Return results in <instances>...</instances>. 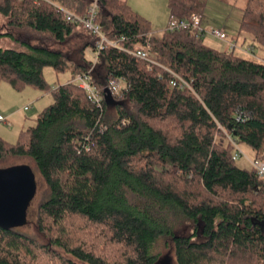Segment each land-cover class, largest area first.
<instances>
[{
	"label": "trees",
	"instance_id": "16d2710c",
	"mask_svg": "<svg viewBox=\"0 0 264 264\" xmlns=\"http://www.w3.org/2000/svg\"><path fill=\"white\" fill-rule=\"evenodd\" d=\"M51 1L81 16L93 2ZM204 2L166 0L169 17ZM0 16V81L53 98L16 141L0 136V168L27 158L47 187L35 235L0 228V264H155L167 236L176 264H264V180L227 138L264 157V60L204 34H154L126 0H97L95 23L118 47L105 43L94 62L85 51L100 38L44 0H0ZM239 30L264 47V0H246ZM45 67L70 79L51 85ZM82 73L100 107L72 82ZM110 80H123L118 94ZM181 225L188 235L173 233Z\"/></svg>",
	"mask_w": 264,
	"mask_h": 264
},
{
	"label": "rangeland",
	"instance_id": "374dc122",
	"mask_svg": "<svg viewBox=\"0 0 264 264\" xmlns=\"http://www.w3.org/2000/svg\"><path fill=\"white\" fill-rule=\"evenodd\" d=\"M165 2L166 0H128V4L130 6L145 14L146 18L151 19V29L155 34L159 33L161 29L156 28L155 26L164 25L165 20L168 18V9L167 4ZM245 2L246 0H205L204 6L201 10V14L203 15L204 23H209V25H211L213 28L220 29L218 28L222 27L220 25L227 24V29L225 30L227 31L228 35H230V37L236 39V44L238 46H241L244 41H246V45H254L258 55L264 52V47L256 43V41L250 34L241 32L239 30L241 11L245 5ZM3 24L4 19L0 16V29L2 28ZM204 42L210 47L216 49L224 48V44L222 41L209 34H206V36H204ZM0 43L9 44V41L4 37L0 39ZM234 52L243 57L261 61L260 58H257L256 56L242 54V52L238 49H235ZM90 53L91 51L87 52V56L89 58L91 57ZM43 75L46 81L51 85L63 84L70 76L69 72L56 73L51 67H45L43 69ZM27 90H30L31 92H37L36 90L38 89L28 87L24 91H16L7 82L0 81V113L3 114L5 118L9 116V112L12 113V116H16L14 118L8 117V122H0V133L8 132V136H6V138L4 139L10 142L16 141L19 130L34 125L35 118L37 117L39 112L45 106L53 102L52 96L50 94L45 95V93L44 95L47 96V100L49 101L40 98L36 100L37 103L34 104L31 102H26L25 97L27 93L25 92H27ZM40 92L43 93L42 91ZM25 106L28 107L27 110H23ZM240 147L248 157H253V152L247 146L240 145ZM19 164H26L31 166L30 168L35 175L36 188L34 197L28 205L25 221L24 223L17 226V228L19 231L25 232L30 235H35L34 222L36 218V209L40 201L44 199L47 187L41 179L40 175L37 173V171H35L33 163L29 159L12 158L9 159L7 162L8 166ZM237 164L240 167H250L249 163L243 158L237 160ZM173 233L176 235L186 236L190 233V230L187 229V227L181 225L175 227L173 229ZM154 251L160 254V257L158 261L155 262V264H176L174 259L172 242L168 236L161 237L157 241L154 247Z\"/></svg>",
	"mask_w": 264,
	"mask_h": 264
},
{
	"label": "built area",
	"instance_id": "2783aa9c",
	"mask_svg": "<svg viewBox=\"0 0 264 264\" xmlns=\"http://www.w3.org/2000/svg\"><path fill=\"white\" fill-rule=\"evenodd\" d=\"M51 4L56 11H60L64 14L66 20L76 22L81 24L84 28L92 32L93 34L97 35L100 39L97 42V49L96 54H98L99 49L103 47L105 43L116 46L118 45L115 42L109 41L100 31L98 25L95 23V18L97 14V0H93L91 5L88 7L85 15H76L69 11L68 9L60 6L59 4L51 1V0H44ZM165 29L169 31H180L184 30L186 32L195 34L196 36L199 35H212L219 40L225 41L227 38L226 33L222 29H217L213 27H204L202 25V16L200 13H194L189 18L181 19L175 16H170L167 22ZM230 48L237 49L241 46H238L236 42H228ZM246 52L250 50V48L242 49ZM134 56L149 60L147 54L143 50L131 51ZM72 82L77 84L81 89H83L86 94L87 98L96 106H101L102 101V94L100 91L91 83L90 76L87 73L77 74L73 79ZM124 82L123 80H110L108 83V90L111 94L115 95L118 94L123 87ZM172 86H176L178 88H190V85L187 81L183 80L181 77L174 75L173 80L171 81ZM28 107L25 106L23 110H27ZM0 122H8L7 118L0 115ZM228 140L232 144L234 151L232 155V159L239 160L241 158L245 159L251 168L256 171V175L259 180H264V157H248L243 150L241 149L240 145H238L232 137L227 135Z\"/></svg>",
	"mask_w": 264,
	"mask_h": 264
},
{
	"label": "water",
	"instance_id": "95a60500",
	"mask_svg": "<svg viewBox=\"0 0 264 264\" xmlns=\"http://www.w3.org/2000/svg\"><path fill=\"white\" fill-rule=\"evenodd\" d=\"M35 188V175L28 165L0 168V228H15L24 223Z\"/></svg>",
	"mask_w": 264,
	"mask_h": 264
},
{
	"label": "crops",
	"instance_id": "0c3cea01",
	"mask_svg": "<svg viewBox=\"0 0 264 264\" xmlns=\"http://www.w3.org/2000/svg\"><path fill=\"white\" fill-rule=\"evenodd\" d=\"M127 3H128V0H127ZM166 3V2H165ZM129 5V4H128ZM130 6V5H129ZM130 8L133 10V11H135L137 14H139L140 16H142L144 19H146L147 21H148V23H149V25H150V29H151V25H152V21H151V19H148V18H146V15L145 14H143L142 12H140V11H138L137 9H135L134 7H132V6H130ZM168 9V8H167ZM168 19H169V11H168V18L165 20V22H164V25H160V26H155L156 28H161L160 29V32L166 27V25H167V22H168ZM202 25L204 26V27H212L211 25H209V23H204V20H203V15H202ZM220 26H222V27H218V28H220V29H222V30H224V32L226 33V35H227V38H226V40L225 41H222V40H220V41H222L223 42V44H224V48L223 49H226L229 45H228V42H235V40L236 39H233L232 37H230V35H228V33H227V31L225 30V29H227V24H224V25H220ZM151 32L152 33H154L153 32V30L151 29ZM159 32V33H160ZM159 33H157V34H159ZM155 34V33H154ZM206 36V35H205ZM204 38V37H203ZM245 42L246 41H244V43L241 45V47H240V49L239 48H237L239 51H241L242 52V54H245V55H250V56H256L257 58H260V60L262 59V60H264V52H262L261 54H258L257 55V52H256V49H255V47H254V45H252V44H245ZM250 45H252L253 46V51H252V53H249V52H246V51H244V50H242V49H246V48H248V47H250ZM90 52L91 51V57L89 58L88 56H87V52ZM85 54H86V57L88 58V59H90L91 61H96L97 60V54H96V52H95V50L94 49H92V48H88V49H86V51H85ZM70 79V76H69V78L67 79V80H69ZM66 80V81H67ZM65 81V82H66ZM25 89H27V88H25ZM24 89V90H25ZM24 90H22V91H24ZM29 91V92H28ZM37 92H31L30 90H27V92H25V93H27L26 94V99H25V101L26 102H31V103H37V101L36 100H38V99H40V98H43V99H46V101H49V100H47L48 98H47V96H45L44 95V93H41L40 92V90H36ZM46 97V98H45ZM0 115H2L3 117H4V115L3 114H1L0 113ZM8 117H16L15 115L14 116H12V113L11 112H9L8 113ZM8 117H6V118H8ZM20 131V130H19ZM18 131V132H19ZM16 132H17V130H16ZM15 132V133H16ZM10 133H11V131H10ZM13 133V132H12ZM1 134V137H3V138H6V136H8V132H6V133H0ZM251 167V166H250Z\"/></svg>",
	"mask_w": 264,
	"mask_h": 264
}]
</instances>
